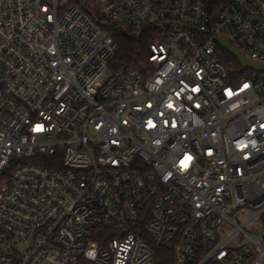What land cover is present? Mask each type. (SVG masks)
I'll return each instance as SVG.
<instances>
[{
  "label": "built area",
  "instance_id": "1",
  "mask_svg": "<svg viewBox=\"0 0 264 264\" xmlns=\"http://www.w3.org/2000/svg\"><path fill=\"white\" fill-rule=\"evenodd\" d=\"M222 36L264 66V0H0V264H264V72Z\"/></svg>",
  "mask_w": 264,
  "mask_h": 264
},
{
  "label": "trees",
  "instance_id": "2",
  "mask_svg": "<svg viewBox=\"0 0 264 264\" xmlns=\"http://www.w3.org/2000/svg\"><path fill=\"white\" fill-rule=\"evenodd\" d=\"M107 29L111 37L121 47L119 54L111 64V70L118 71L127 67L147 75V71L151 70L149 53L151 45L156 41L155 31L152 28L117 24H110ZM222 62L227 65L236 79H239L245 73L238 61L226 51L222 52ZM98 233L101 238L106 240L115 237L108 229H99Z\"/></svg>",
  "mask_w": 264,
  "mask_h": 264
},
{
  "label": "water",
  "instance_id": "3",
  "mask_svg": "<svg viewBox=\"0 0 264 264\" xmlns=\"http://www.w3.org/2000/svg\"><path fill=\"white\" fill-rule=\"evenodd\" d=\"M218 44L224 51L231 54L238 61V63L242 66L244 70L249 69L256 72H264V66H261L257 63L247 60L239 51H237L232 46V44L230 43L227 37L222 36L218 40Z\"/></svg>",
  "mask_w": 264,
  "mask_h": 264
},
{
  "label": "snow or ice",
  "instance_id": "4",
  "mask_svg": "<svg viewBox=\"0 0 264 264\" xmlns=\"http://www.w3.org/2000/svg\"><path fill=\"white\" fill-rule=\"evenodd\" d=\"M245 87H247V85H245Z\"/></svg>",
  "mask_w": 264,
  "mask_h": 264
}]
</instances>
